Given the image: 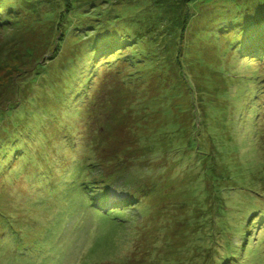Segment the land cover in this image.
Here are the masks:
<instances>
[{"label": "rangeland", "instance_id": "1", "mask_svg": "<svg viewBox=\"0 0 264 264\" xmlns=\"http://www.w3.org/2000/svg\"><path fill=\"white\" fill-rule=\"evenodd\" d=\"M263 44L264 0H0V264H264Z\"/></svg>", "mask_w": 264, "mask_h": 264}, {"label": "trees", "instance_id": "2", "mask_svg": "<svg viewBox=\"0 0 264 264\" xmlns=\"http://www.w3.org/2000/svg\"><path fill=\"white\" fill-rule=\"evenodd\" d=\"M259 52H263L264 51V44L261 45L258 48ZM2 94V93H1ZM12 103V102H10ZM90 170V167L88 166H82L80 168V172H78V176L76 182V186L79 188L80 192L85 196L86 200H85V205L88 207H93L98 209L97 205H99L100 207H104L107 203L106 200V196L108 193V188L110 183H108L106 181V179L103 178H99V176L97 174L91 176L90 178L92 180L89 179L88 176V171ZM93 180H96L98 182H95ZM140 195H138V198H141L143 196L142 193H139ZM136 206V205H135ZM134 207H131V209H133L132 211H134V209H136ZM258 210V209H256ZM107 215V214H105ZM9 234L11 236V241L10 244L14 245L15 241L17 240L14 236V234H12V232L9 230ZM12 234V235H11ZM30 252V251H28ZM32 253V255L35 257V255L33 254L34 252H30Z\"/></svg>", "mask_w": 264, "mask_h": 264}]
</instances>
